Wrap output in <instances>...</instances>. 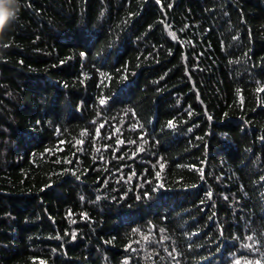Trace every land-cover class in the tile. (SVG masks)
Returning a JSON list of instances; mask_svg holds the SVG:
<instances>
[{"label":"trees","instance_id":"16d2710c","mask_svg":"<svg viewBox=\"0 0 264 264\" xmlns=\"http://www.w3.org/2000/svg\"><path fill=\"white\" fill-rule=\"evenodd\" d=\"M0 264H264V0H19Z\"/></svg>","mask_w":264,"mask_h":264},{"label":"clouds","instance_id":"9594fccd","mask_svg":"<svg viewBox=\"0 0 264 264\" xmlns=\"http://www.w3.org/2000/svg\"><path fill=\"white\" fill-rule=\"evenodd\" d=\"M19 0H0V29L17 18Z\"/></svg>","mask_w":264,"mask_h":264},{"label":"snow or ice","instance_id":"6c2138e0","mask_svg":"<svg viewBox=\"0 0 264 264\" xmlns=\"http://www.w3.org/2000/svg\"><path fill=\"white\" fill-rule=\"evenodd\" d=\"M0 19H2V18H0ZM101 103H103V101H101Z\"/></svg>","mask_w":264,"mask_h":264}]
</instances>
